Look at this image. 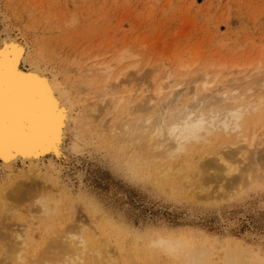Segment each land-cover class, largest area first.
Segmentation results:
<instances>
[{"label":"bare ground","instance_id":"1","mask_svg":"<svg viewBox=\"0 0 264 264\" xmlns=\"http://www.w3.org/2000/svg\"><path fill=\"white\" fill-rule=\"evenodd\" d=\"M2 2L0 264H214L213 255L264 264L255 248L227 241L216 249L189 229L134 234L124 209L114 216L121 209L101 201L87 174L103 164L112 177L151 180L216 206L256 189L264 182V55L194 60L163 75L148 43L99 32L114 0Z\"/></svg>","mask_w":264,"mask_h":264},{"label":"rangeland","instance_id":"2","mask_svg":"<svg viewBox=\"0 0 264 264\" xmlns=\"http://www.w3.org/2000/svg\"><path fill=\"white\" fill-rule=\"evenodd\" d=\"M114 1L117 9L108 11L111 17L105 19L107 22L98 23L99 32L126 33L137 43H148V50L163 60V75L194 60L237 62L264 55V0ZM0 4L3 6L2 0ZM15 26L19 27L18 22ZM93 164L87 161V165ZM90 170L89 187L113 210L119 206L121 210L111 212L114 216L124 209L128 226L138 232L134 234L144 235L147 230L180 234L189 229L214 246L228 241L264 255V182L216 206L218 202L171 193L151 180L112 177L103 164L94 165L93 173ZM110 186L116 187L118 194L108 195ZM211 262L222 264L217 255Z\"/></svg>","mask_w":264,"mask_h":264},{"label":"snow or ice","instance_id":"3","mask_svg":"<svg viewBox=\"0 0 264 264\" xmlns=\"http://www.w3.org/2000/svg\"><path fill=\"white\" fill-rule=\"evenodd\" d=\"M3 57H4V53L0 51V68H2L3 66Z\"/></svg>","mask_w":264,"mask_h":264}]
</instances>
